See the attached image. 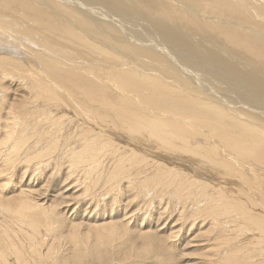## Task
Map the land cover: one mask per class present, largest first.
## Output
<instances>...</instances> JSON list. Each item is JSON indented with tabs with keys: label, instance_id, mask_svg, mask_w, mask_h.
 Returning <instances> with one entry per match:
<instances>
[{
	"label": "bare ground",
	"instance_id": "6f19581e",
	"mask_svg": "<svg viewBox=\"0 0 264 264\" xmlns=\"http://www.w3.org/2000/svg\"><path fill=\"white\" fill-rule=\"evenodd\" d=\"M0 178V264H264V0H0Z\"/></svg>",
	"mask_w": 264,
	"mask_h": 264
},
{
	"label": "rangeland",
	"instance_id": "374dc122",
	"mask_svg": "<svg viewBox=\"0 0 264 264\" xmlns=\"http://www.w3.org/2000/svg\"><path fill=\"white\" fill-rule=\"evenodd\" d=\"M91 165H95V164L93 163ZM85 168H87V167L84 164L80 165L77 169V172L74 174V176L76 178L80 177L81 172ZM102 176H103V174L101 173V171L99 169H96V170L92 171V173H90L88 179H90L91 182H88L85 184L88 187L89 191H91V192L92 191H94V192H100L101 191V190L99 191L100 187L98 186V184L95 185L92 182L95 180H99ZM214 179H217V177ZM0 181H1V178H0ZM97 187L99 189H96ZM101 187L104 188V186H101ZM78 189L79 190L77 192H74V195H78V196L80 195L79 198H82L83 200H85L86 203L83 207L86 208V210H88V211H86L87 215H90V213H93L94 216H96V215L102 214L103 213L102 211H108V210L110 211L111 209H109V207L112 205V203L117 204V202L120 201L119 198L112 199V197L109 194L101 197L100 199H91L88 194H82V191H81L82 187H80ZM125 199L123 200V202L130 200V202L132 203L133 207H131V211H135L137 214L141 213L140 206L142 207V205L144 203L143 201L139 202L136 198H134L131 195H129ZM116 204H114V207ZM105 206H106V208H105ZM102 207H103V209H102ZM11 210L14 211V209H11ZM86 212H84V213H86ZM116 219H119V218H116ZM147 221H150V219ZM196 225L198 226L200 224L197 223ZM192 229H194V228H192ZM16 231H18L20 233L27 232L28 228L25 231H22V230H20V231L16 230ZM219 231H220V229L213 227L212 233L206 239H203V240L193 239L189 243L190 247L187 248L183 252V253L188 254V255L183 257V256H180V254H178L176 256V258H173L171 256L172 258H171L169 263H171V264H226L227 262H229L232 259V256L229 255L226 257H220L223 253H222V251L217 249V245H216V237L219 235ZM232 231L233 230L230 227L227 229H224L223 233L221 234L222 240L229 238L232 235ZM82 232H84V231H82ZM19 240H20V242H22V237H20ZM126 240H127V238H126ZM205 240H208V241H205ZM88 242H90V239H88ZM117 245L122 247V245H120V244H117ZM27 250H28V246L25 247V252ZM124 252H125V249H124ZM158 256L161 258V253L158 252L154 248L153 250L149 251L148 258L146 260H144L143 263L144 264H158V261H157ZM131 261H136V258L135 257L131 258L129 262H131ZM116 264H118V263H116Z\"/></svg>",
	"mask_w": 264,
	"mask_h": 264
}]
</instances>
